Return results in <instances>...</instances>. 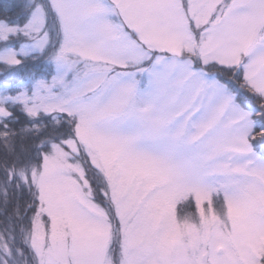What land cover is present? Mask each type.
Segmentation results:
<instances>
[{
  "label": "snow or ice",
  "instance_id": "6c2138e0",
  "mask_svg": "<svg viewBox=\"0 0 264 264\" xmlns=\"http://www.w3.org/2000/svg\"><path fill=\"white\" fill-rule=\"evenodd\" d=\"M0 264H264V0H0Z\"/></svg>",
  "mask_w": 264,
  "mask_h": 264
}]
</instances>
